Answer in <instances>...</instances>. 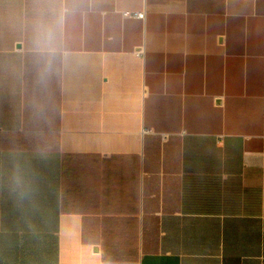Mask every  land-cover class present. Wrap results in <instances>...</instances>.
Wrapping results in <instances>:
<instances>
[{
    "label": "crops",
    "instance_id": "obj_1",
    "mask_svg": "<svg viewBox=\"0 0 264 264\" xmlns=\"http://www.w3.org/2000/svg\"><path fill=\"white\" fill-rule=\"evenodd\" d=\"M0 264H264V0H0Z\"/></svg>",
    "mask_w": 264,
    "mask_h": 264
},
{
    "label": "built area",
    "instance_id": "obj_2",
    "mask_svg": "<svg viewBox=\"0 0 264 264\" xmlns=\"http://www.w3.org/2000/svg\"><path fill=\"white\" fill-rule=\"evenodd\" d=\"M134 15H135L136 17H143L144 14H143V13H135Z\"/></svg>",
    "mask_w": 264,
    "mask_h": 264
}]
</instances>
